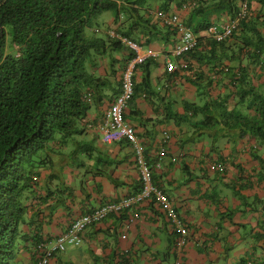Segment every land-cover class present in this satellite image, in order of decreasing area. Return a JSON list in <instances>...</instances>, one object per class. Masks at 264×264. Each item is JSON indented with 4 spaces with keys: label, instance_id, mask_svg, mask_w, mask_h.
Wrapping results in <instances>:
<instances>
[{
    "label": "trees",
    "instance_id": "obj_1",
    "mask_svg": "<svg viewBox=\"0 0 264 264\" xmlns=\"http://www.w3.org/2000/svg\"><path fill=\"white\" fill-rule=\"evenodd\" d=\"M185 1L192 4L183 19L198 40L182 53L184 66L173 72L165 66L163 84L183 77L203 99L185 101V113L172 117L188 118L194 130H205L212 142L220 136L234 142L247 139L264 181V157L259 152L264 148V0H248L239 27L222 41L211 38L208 29L233 19L240 0H0V264H22L21 250L38 264V246L51 237L38 230L27 234L22 226L32 203L49 197V189L41 194L48 183L41 173L52 162L50 144H64L84 132L92 107L109 105L120 92L133 52L110 31L143 48L155 42L172 41L173 46L177 30L151 11H173ZM105 56L108 69L103 73ZM154 61L150 57L136 66L129 104L142 93L154 92L150 89ZM129 107L125 116L131 118ZM144 156L156 167L145 149ZM138 210L139 204L122 211L129 216ZM171 230L176 252L177 232L173 226Z\"/></svg>",
    "mask_w": 264,
    "mask_h": 264
},
{
    "label": "crops",
    "instance_id": "obj_2",
    "mask_svg": "<svg viewBox=\"0 0 264 264\" xmlns=\"http://www.w3.org/2000/svg\"><path fill=\"white\" fill-rule=\"evenodd\" d=\"M171 42L144 48L159 53L151 71L154 92L142 93L129 104L132 117L126 118L145 143L151 163L162 145L165 148L160 166L152 167V173L188 226L182 253L172 251V230L164 212L145 201L139 204L136 219L129 220L121 211L87 227L81 245L56 253L51 264H264V181L259 178L260 166L252 157L251 144L247 139L234 142L221 136L212 142L203 134L205 130H194L188 118L172 117L185 113V101L200 103L203 98L195 95L194 86L183 77L163 84ZM105 105H94L88 121L100 120ZM164 133L169 134L166 143ZM50 145L48 160L52 162L41 173L42 178L48 177L41 194L46 189L50 194L28 208V222L22 226L27 234L38 230L54 238L74 217L140 190L133 149L123 140H106L104 134L88 127L64 144ZM82 149L83 159L74 163ZM259 152L264 157L263 147ZM217 163L224 165L225 172L212 168ZM252 170L256 171L251 175ZM20 253L22 264H32L29 252Z\"/></svg>",
    "mask_w": 264,
    "mask_h": 264
},
{
    "label": "built area",
    "instance_id": "obj_3",
    "mask_svg": "<svg viewBox=\"0 0 264 264\" xmlns=\"http://www.w3.org/2000/svg\"><path fill=\"white\" fill-rule=\"evenodd\" d=\"M247 2L248 0H240L238 12L233 19L210 26L208 35L218 41L231 37L246 15ZM190 4L192 3L185 1L173 11H151L156 18L162 20L166 24L172 25L177 30L178 40L171 46V50L165 61L166 70L168 72H173L179 66L185 65L182 59V53L193 47L198 40L193 28L183 19V12ZM110 33L121 38V42L132 50L133 57L129 60L123 71L120 92H118L114 96V100L106 106L104 110L105 114L101 122L97 125L89 123L88 126L98 129L101 134H104L106 140L116 137L118 140H126L128 144L132 146L138 175H140L142 185L140 190L133 195L123 197L119 201L104 202V204L93 208L89 212L74 217L65 230L54 238H50V240L42 241L38 246L41 255L39 256L40 260L38 264H51L54 254L63 252L68 247L80 246L86 228L105 219L109 214L114 212L119 213L123 209H131L140 203L150 200H153V202L159 206L170 225L175 228L177 239L175 240L174 249L176 252L180 253L187 238L188 230L175 211L169 195L164 188L157 185L154 181L152 167L144 156L145 148L143 143H141L136 135V131L132 124L125 119V112L129 107L133 94V76L136 66L144 62L147 58L157 57L159 53L151 48L144 49L139 43L135 42V40L122 36L114 29H112ZM170 56L173 58H170ZM163 138V143H166L169 134L164 133ZM165 154V148L162 145L154 161L156 167L160 166V160ZM212 168L223 171L225 167L222 163H217L214 164ZM128 217L129 220H133L138 218V214L133 212L129 214ZM121 237L125 238V235L122 234ZM180 263L181 262H178L177 264Z\"/></svg>",
    "mask_w": 264,
    "mask_h": 264
},
{
    "label": "rangeland",
    "instance_id": "obj_4",
    "mask_svg": "<svg viewBox=\"0 0 264 264\" xmlns=\"http://www.w3.org/2000/svg\"><path fill=\"white\" fill-rule=\"evenodd\" d=\"M105 13H107V12H104V14ZM102 65H101V67H100V72H106L107 71V69H108V61H107V57L105 56V57H103L102 58ZM106 89H107V91L109 90L107 87H106ZM104 113V112H103ZM103 116V115H102ZM102 118V117H101ZM100 118V119H101ZM81 159H83V154H82V152L81 153H78L77 154V157H76V160L74 161V163H79L80 161H81Z\"/></svg>",
    "mask_w": 264,
    "mask_h": 264
},
{
    "label": "clouds",
    "instance_id": "obj_5",
    "mask_svg": "<svg viewBox=\"0 0 264 264\" xmlns=\"http://www.w3.org/2000/svg\"><path fill=\"white\" fill-rule=\"evenodd\" d=\"M154 58H155V57H154ZM171 58H173V57H171ZM104 113H105V112H104ZM102 117H103V116H102ZM101 119H102V118H101ZM101 119H100V120H101ZM128 121H129V120H128ZM100 122H101V121H100ZM89 123H92V124H94V125L99 124V122H96V123L94 122V123H93V122L88 121L87 126H88ZM88 127H89V126H88ZM90 128H91V127H90ZM92 128H94V127H92ZM95 129H96V128H95ZM97 131H98V129H97ZM98 132H99V131H98Z\"/></svg>",
    "mask_w": 264,
    "mask_h": 264
}]
</instances>
